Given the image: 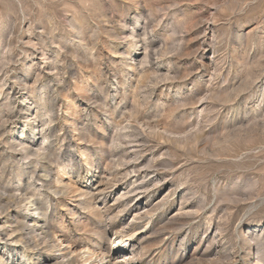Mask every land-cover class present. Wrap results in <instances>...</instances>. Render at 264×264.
<instances>
[{
  "label": "rangeland",
  "instance_id": "374dc122",
  "mask_svg": "<svg viewBox=\"0 0 264 264\" xmlns=\"http://www.w3.org/2000/svg\"><path fill=\"white\" fill-rule=\"evenodd\" d=\"M0 264H264V0H0Z\"/></svg>",
  "mask_w": 264,
  "mask_h": 264
}]
</instances>
